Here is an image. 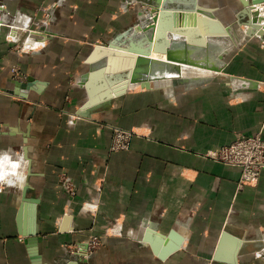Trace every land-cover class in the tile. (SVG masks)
Returning a JSON list of instances; mask_svg holds the SVG:
<instances>
[{"label": "crops", "instance_id": "1", "mask_svg": "<svg viewBox=\"0 0 264 264\" xmlns=\"http://www.w3.org/2000/svg\"><path fill=\"white\" fill-rule=\"evenodd\" d=\"M200 1L212 2L225 30L213 36L231 29L236 43L233 17L242 1ZM4 11L16 19L21 42L48 43L23 52L20 42L6 41V29L0 33V149H11L15 160L27 145L31 159L30 173L29 164L17 170L24 180L0 192V264H33L18 225L24 188L50 264L73 262L65 244L91 235L103 241L92 264H264L255 256L264 250V170L255 186L239 188V166L205 155L239 135L264 137L263 26L220 56L226 64L215 80L130 90L135 83H128L112 95L124 69L113 73L109 55L91 53L109 48L102 44L133 22L120 0H0ZM18 14L31 18L35 33L22 30ZM29 77L24 97L14 82ZM113 125L150 131H136L130 149L112 152ZM63 173L75 195L61 183ZM150 229L153 240H163L159 250L167 241L179 248L160 260L144 239Z\"/></svg>", "mask_w": 264, "mask_h": 264}, {"label": "bare ground", "instance_id": "2", "mask_svg": "<svg viewBox=\"0 0 264 264\" xmlns=\"http://www.w3.org/2000/svg\"><path fill=\"white\" fill-rule=\"evenodd\" d=\"M180 2L183 3L184 6L192 7L193 5L195 6V2L193 3L194 0H179ZM262 3V2H261ZM255 5L254 9L251 8L253 12H251L253 15H251V19H261V22H259L260 27L262 28L264 24V6L259 5V4H253ZM251 5V6H253ZM258 6V7H256ZM185 10V13L194 12L198 15V18L204 17H209L211 19H217L215 16L212 14L208 13L211 11L204 9H200L202 7L198 8H188ZM172 9H177V8H172ZM194 9V10H191ZM181 10V9H180ZM174 11V10H173ZM184 11V10H183ZM257 14V15H256ZM261 14V15H260ZM187 15H183L180 19H177L176 21L174 20L173 22V36H172V42H170V46L166 52H160V51H155L153 49V46L148 44V41L143 42L142 45L138 39L139 34L136 33H143V31L139 30L137 28L134 29V32L131 34L126 35V43L128 46H131L129 50H126L119 47L117 44L115 47L111 45L109 48H104L101 47L96 54L93 56L91 55V58H96L100 55H109V60H108V66L110 67L109 70H112L111 72H117L119 70L123 69H129L130 71V76L132 75L131 73L135 72V70L138 68V63H137V57L140 54L146 55L148 59L151 61L146 63L142 68L137 69V76H138V81L132 82L131 79H124L120 84L117 86H114L112 90L108 92L110 94L116 93L118 90L125 89L127 84L129 83H142V81H150V80H172L174 78H185L188 79V81L193 82L192 80H196L197 78H201L202 80H205L206 77H209L213 70H219L221 65H222V60H220V56L226 53L228 50L231 49L230 44L225 45V43H220L216 39L213 40L210 38V34L204 35L206 39V44L205 45H200L197 43L190 42L185 34L180 33L176 29L178 27H194V22L192 19H189L186 17ZM259 16L261 18H259ZM253 22V21H252ZM262 24V25H261ZM201 32L205 28V25L200 23L199 21L197 22L196 25ZM247 26V25H246ZM226 27V26H225ZM157 28V27H156ZM19 27L16 29V32L19 31ZM227 29V27H226ZM13 30V27H12ZM246 30V29H245ZM264 31V28H263ZM263 31L260 32L263 34ZM15 32V31H14ZM156 32V31H155ZM230 29H228V32H226L222 36L227 37L229 36L231 38V33ZM150 34V33H149ZM15 35V34H14ZM142 35V34H141ZM167 35V33H166ZM143 36V35H142ZM199 36V35H198ZM144 37V36H143ZM146 38V37H144ZM216 38V37H215ZM233 39V38H232ZM123 40V41H125ZM155 40V39H154ZM139 41L138 43L141 46H137L133 42ZM150 41V40H149ZM39 42V41H37ZM41 42V41H40ZM121 48V50H120ZM121 51V52H120ZM147 53V54H145ZM222 59V58H221ZM163 62V65H160V63ZM151 65V66H150ZM153 65V66H152ZM212 68V69H210ZM209 69V70H208ZM212 70V71H211ZM127 71V70H126ZM215 72V71H214ZM97 74V73H96ZM112 74V73H111ZM100 75V74H99ZM113 75V74H112ZM102 76V74H101ZM109 77V76H108ZM128 77V76H127ZM120 81V80H119ZM116 85V84H114ZM112 86V85H111ZM110 86V87H111ZM108 94V93H105ZM109 96V95H108ZM15 179V177H13ZM18 182V181H17ZM19 183V182H18ZM17 183V184H18ZM24 188V186H23ZM153 231L147 230L145 233V241H148L151 243V245L154 247L156 251H159V246L162 243V238L157 237L156 239L153 240L152 238Z\"/></svg>", "mask_w": 264, "mask_h": 264}, {"label": "rangeland", "instance_id": "3", "mask_svg": "<svg viewBox=\"0 0 264 264\" xmlns=\"http://www.w3.org/2000/svg\"><path fill=\"white\" fill-rule=\"evenodd\" d=\"M193 3L195 4V6L193 5L192 7H188V6H184L183 3L180 2L179 0H120V8H121V10H124L125 12H128V13H132L134 15L133 22L126 28V30L123 33L116 34L114 37H112V39L110 41H106L102 45L111 47V45L115 42L116 45L118 44L119 47L125 49V51L129 50V48H131V46H128L126 48L128 43H126L125 38H126L127 34H131L132 32H134L135 28H137L138 31L139 30L143 31V33H141V32L140 33L139 32L136 33V34H139V35H137V36H139L137 40L140 41L141 45H142L143 42L145 43V41H148V43H147V45H148V44L151 43V41L154 42L155 41L154 39H156V32L155 31L157 29L156 27H157V24H158V18H159V15H160L162 9L172 10V11L174 10V12L176 11L177 12L176 13V15H177L176 18L180 19L183 16V12H185L187 7L188 8H198L200 6L202 8L210 9V8H212V6H214V5L211 4L212 2L206 3L205 5L201 4L200 0H194ZM53 4H56V2L53 3ZM257 4H259L261 6L262 5L264 6V2L257 3ZM172 8H177V9H172ZM191 10H194V9H191ZM208 13L212 14L213 16H215L217 18V16L213 13V11L212 12H208ZM233 18L237 22V23H234V24H237L238 25V26L236 25L237 29H239V30L234 31V33L237 36L236 43H234L235 39L233 38V33H232L231 29H230L231 38L229 36L223 38L222 36L220 37V35L219 36H213V35L210 36V38H212L213 40L216 39L220 43H225V45H228V44L232 45L231 49L223 54L224 57H226V55L228 53H230L232 51V49L236 47V45H238L239 43H242V42L244 43V42H246L248 40H251L250 37H252V36H247L244 33L245 31H243V29L246 28V23H244V21L247 20L248 17L247 16H242L241 17L240 16V12H239V13H237V15H234ZM217 19H219V18H217ZM225 24L226 25H230V24L232 25V23L230 21H228V23H227V21H225ZM3 27H6V26H3ZM232 27H234V26L232 25ZM5 29L6 28L1 29V30L4 31ZM3 31H1V32H3ZM166 33H167L166 36L169 37L170 42H172L171 32L169 30H167ZM141 34L144 37H146V38H144ZM258 35H262V37H263L264 34H261L259 32ZM162 38H160V39H162ZM123 40H125V41H123ZM122 41H123V43H122ZM139 41H136V42L134 41L133 43L136 44L137 46H141L138 43ZM159 41H162V40H159ZM124 45H126V46H124ZM121 48H120V50H121ZM167 48H169V47H167ZM224 57H223V63L221 65L220 69L216 70L214 68L213 69L210 68L213 71L211 70L212 72L209 73L211 75L209 77H206L205 80H202V77H201L200 79L197 78L196 80H192L193 82H191V81H188V79L185 80V78L183 79V78L179 77V78H174V80H170V81L169 80L168 81H162V80L153 81V83L151 82V85H156V86H161V87H171L172 88L176 83H182V85L187 83V85H190V84L199 83V82L206 81V80L207 81L215 80V78L218 75V73H221L224 70V67H225V64H226V62L224 61L225 60ZM106 62H107V60H106ZM163 64H164L163 62L160 63V65H163ZM14 67H16V66H14ZM123 72L125 74V79H128L129 77H127V76H128V73H129V69H124ZM12 73L15 75V77H19V78L23 79V77H22V76H24L23 74H15L13 71H12ZM132 88H137V89L139 88L140 89V88H143V87L141 85H139V83H135V84H130L127 89L130 90ZM115 129L124 130L126 132L124 135H126L128 137V141L126 142V147H124V148L119 147V148H117L115 150L111 149V151L115 152V151H122V150L130 149L133 138L136 135H138L136 130H134L133 128H125V127H121V126H118V125H113V139L117 135V131H115ZM113 139H112V142H113ZM111 146H112V144H111ZM7 187H8L7 184L0 185V192L5 191L7 189ZM93 236L98 238L99 244L96 247V249L94 250V252L89 257L86 258V257H83L81 254H78L79 247L85 244V243H80V242H74V243L65 244L66 253L70 257L72 256L74 259L88 260L89 263L92 264L91 261H92L93 257H95V256H93L94 253L98 249H100V247L102 246V243H103L102 237L99 236V235H91L89 239H91V237H93Z\"/></svg>", "mask_w": 264, "mask_h": 264}, {"label": "water", "instance_id": "4", "mask_svg": "<svg viewBox=\"0 0 264 264\" xmlns=\"http://www.w3.org/2000/svg\"><path fill=\"white\" fill-rule=\"evenodd\" d=\"M243 4V8L240 11V16H247L248 19L244 21L247 25V36L254 35L255 31L257 29H262L259 25V19H251V15H253L251 12V5L256 3L264 2V0H241ZM204 9V8H200ZM208 11H211L210 9H207ZM176 11L172 10H165L162 9L159 18H158V24L156 29V39L152 43L153 49L155 51L160 52H166L168 50L167 47L170 46V39L166 36L167 30L171 32V36H173V22L176 21ZM214 13V12H213ZM183 15H187L186 17L189 19H192L194 24V27H178L176 30L179 31L182 34H185L190 42L197 43L200 45L206 44V39L204 35H213L219 31V29L222 32H225L224 29H222V25L219 21L215 19H211L209 17H202L198 18V15L194 12L185 13L183 12ZM257 15V14H256ZM175 16V17H174ZM259 18H261L259 16ZM200 22L205 25V28L201 32V30L196 26L197 22ZM253 21V22H252ZM264 28V25H263ZM262 32V31H260ZM264 33V31H263ZM199 35V36H198ZM163 37V38H162ZM162 38V39H160ZM172 38V37H171ZM162 40V41H159ZM101 47L96 46L94 47L91 55H94ZM147 54V53H145ZM151 60L146 57L144 54H140L137 57V63L138 68H142L146 63L150 62ZM137 68V69H138ZM137 69L135 72L131 73L130 71L128 73V77L131 79L132 82L138 81L137 76ZM128 78V79H129ZM34 79L32 77H29L28 82H21V81H15L14 83L20 87L23 88V96H26V92L28 89L33 86ZM142 87H151V83L148 81H142ZM117 93H124V89L118 90ZM25 143H27V138L25 139ZM24 151V157L28 159L29 164V173H30V166H31V159L28 155V146H23ZM23 201L21 203L19 213H18V225H19V232L21 235H24L27 237V247L30 253L31 261L33 264H50L49 262L45 261L42 254L39 250V225L36 221V207L35 203L33 201H28V197L26 196V188L23 189ZM154 230V229H153ZM173 236V234H172ZM163 242V241H162ZM179 248V244L177 242L167 241L166 246L160 249L159 251H156L158 258L160 260L167 259L172 253H174ZM69 264H90L88 260H79L74 259L73 262H70Z\"/></svg>", "mask_w": 264, "mask_h": 264}, {"label": "built area", "instance_id": "5", "mask_svg": "<svg viewBox=\"0 0 264 264\" xmlns=\"http://www.w3.org/2000/svg\"><path fill=\"white\" fill-rule=\"evenodd\" d=\"M15 21L16 19L9 17L6 11L0 13V33L3 31L1 29L4 28H6V35L12 32V23ZM30 30L29 35L35 33V29ZM17 33L18 32H16L15 35H17ZM15 42H20V44L23 45L25 44V42H21L20 39ZM12 71L15 74H21L19 68L17 67H13ZM115 131H117V135L113 139L111 149L115 150L119 147H126V142L128 141V137L124 135L126 132L124 130L117 129H115ZM205 155L228 165L239 166L241 168L239 188H243L245 185H252L253 180L258 181L261 172L264 170V137L262 132L251 136L239 135L228 145L218 149L207 150ZM60 181L71 195L76 193L74 184L71 182V179L66 176V174L63 173L60 176ZM98 244V238L93 236L88 240V242L79 247L78 254L87 258L94 252Z\"/></svg>", "mask_w": 264, "mask_h": 264}, {"label": "clouds", "instance_id": "6", "mask_svg": "<svg viewBox=\"0 0 264 264\" xmlns=\"http://www.w3.org/2000/svg\"><path fill=\"white\" fill-rule=\"evenodd\" d=\"M18 21H23V31L28 30V25L30 23L31 18L27 17L25 15H19L17 16ZM13 29L15 30L17 27H19L18 24L12 25ZM6 41L8 42H15L19 40V36L14 35L12 32L6 35L5 37ZM47 41L44 42H37L34 41L31 36L27 38L25 41L23 52H29L30 50L39 51L43 49L47 45ZM71 123V121H69ZM136 131H150L149 129H134ZM18 159L13 160V152L11 149L8 150H2L0 149V185L7 184V185H15L17 181H23L24 175L22 173H18L17 170L20 169L22 166L26 169L28 162L24 160L23 155L20 153H16ZM15 177V179L13 178ZM258 183L257 180H253L252 184L255 186ZM86 207H90L89 205H85ZM121 220H123V216L121 217ZM131 234V233H130ZM255 256L257 259H260L262 256H264V250L257 251L255 253Z\"/></svg>", "mask_w": 264, "mask_h": 264}]
</instances>
